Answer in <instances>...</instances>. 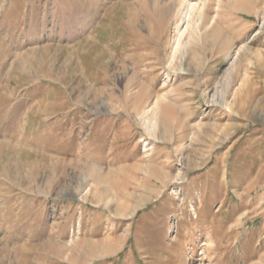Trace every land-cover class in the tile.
I'll return each instance as SVG.
<instances>
[{
  "label": "rangeland",
  "instance_id": "1",
  "mask_svg": "<svg viewBox=\"0 0 264 264\" xmlns=\"http://www.w3.org/2000/svg\"><path fill=\"white\" fill-rule=\"evenodd\" d=\"M181 1L0 0V264H264V0Z\"/></svg>",
  "mask_w": 264,
  "mask_h": 264
},
{
  "label": "bare ground",
  "instance_id": "2",
  "mask_svg": "<svg viewBox=\"0 0 264 264\" xmlns=\"http://www.w3.org/2000/svg\"><path fill=\"white\" fill-rule=\"evenodd\" d=\"M220 1V0H219ZM233 5H235V4H233ZM185 8L186 9V11H185V15H184V20H186V24H185V26L182 28V29H179L178 28V31H177V36H176V39H175V44H174V47H173V50H172V58L174 57V56H176L175 54L178 52V51H180L181 49H183L184 51L183 52H186L187 50H189V52H190V55H192V56H197L198 54L199 55H201V54H203L202 53V51L200 52V53H198V52H196V51H194L193 52V50L195 49H193L192 51H190V48H191V45H190V39L189 40H187V41H184V35H186V31H187V28H188V26H189V18H190V16H191V12L196 8V5L194 4V3H191V2H189V0L187 1V0H182L181 1V5H180V8ZM234 7V6H233ZM236 8H238V7H236L235 6V9ZM234 11V10H233ZM198 14H199V12H198ZM200 22H201V19L200 20H198V21H196L194 24H195V26H194V28H193V30L194 31H197L198 30V25L200 24ZM206 24V23H205ZM179 25V24H178ZM203 27H204V25H203ZM192 30V31H193ZM191 31V30H190ZM214 31V30H213ZM191 33H193V32H191ZM213 34L214 33H216V31H214V32H212ZM218 33V32H217ZM203 34V33H202ZM205 34V33H204ZM219 34H221V30H219ZM187 35H188V33H187ZM200 35V34H199ZM213 37V36H212ZM216 37V36H215ZM205 38V37H204ZM216 38H218V36L216 37ZM193 40L194 39H196V38H192ZM198 39V38H197ZM196 39V40H197ZM213 40V39H212ZM217 40V39H216ZM203 42V44L205 45V41L203 40L202 41ZM192 43V42H191ZM194 43V42H193ZM199 44V47L198 48H201L200 46H201V44L200 43H194V46L196 47V45H198ZM188 45V46H187ZM219 46V45H218ZM197 48V49H198ZM220 48V47H219ZM196 50V49H195ZM205 50V49H204ZM181 56V55H180ZM155 102V101H154ZM157 106V105H156ZM155 106V107H156ZM155 117H156V109L155 108H153V106L151 107V108H148V109H146L145 110V112H144V116H143V120H144V124H145V127L149 130V132L150 131H152V132H154V128L153 127H155V125H156V121H155ZM156 127H157V125H156ZM162 129V132H165L166 131V129H164V128H161ZM158 132V131H157Z\"/></svg>",
  "mask_w": 264,
  "mask_h": 264
}]
</instances>
